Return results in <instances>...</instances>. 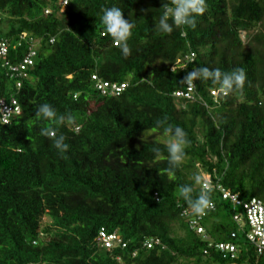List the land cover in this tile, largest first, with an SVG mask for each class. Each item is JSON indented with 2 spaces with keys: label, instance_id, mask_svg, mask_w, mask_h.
Instances as JSON below:
<instances>
[{
  "label": "trees",
  "instance_id": "1",
  "mask_svg": "<svg viewBox=\"0 0 264 264\" xmlns=\"http://www.w3.org/2000/svg\"><path fill=\"white\" fill-rule=\"evenodd\" d=\"M63 2L0 0L8 49L0 98L21 110L8 124L0 116V264H264L251 248L235 260L215 249L237 235L218 191L214 209L199 216L178 194L208 175L241 199L264 202V0H206L195 29L171 34L155 30L163 0ZM112 6L134 23L127 57L101 23V9ZM197 66L242 67L243 92L224 97L199 80L188 92L180 81ZM93 75L126 88L103 96ZM44 103L75 118L58 128L69 144L63 154L40 134L56 127L36 119ZM164 119L190 141L174 178L156 124ZM199 192L194 185L193 198ZM102 229L121 243L104 247Z\"/></svg>",
  "mask_w": 264,
  "mask_h": 264
},
{
  "label": "clouds",
  "instance_id": "2",
  "mask_svg": "<svg viewBox=\"0 0 264 264\" xmlns=\"http://www.w3.org/2000/svg\"><path fill=\"white\" fill-rule=\"evenodd\" d=\"M163 13L155 23L157 32L171 34L173 27L180 28L183 26L196 28V17L202 16L206 9V0H163ZM101 23L104 25L106 33L109 34L116 45L120 48L122 54L127 57L131 54L128 40L132 35L134 23L130 19H126L121 8L112 6L101 9ZM142 11H149L147 9ZM171 21V23L169 22ZM208 82L218 86L217 91L224 97L234 91L243 92L247 81V74L242 67H236L233 70L222 71L219 68L210 69L207 66L194 67L180 81L186 84L189 89L195 86L196 81ZM36 119H44L51 122L53 126H47L41 129L40 134L52 141L53 147L61 154L69 149V144L65 142L64 134H58L59 126L64 124L71 125L75 118L71 114H59L52 105L44 103L38 106L35 113ZM157 127H162L166 140L164 141L167 149V161L169 167L165 170L170 178H174V169L177 168L185 159V148L189 146L190 141L187 138V133L181 127H173L167 124L166 119L157 120ZM77 131L79 129H76ZM144 135V133H143ZM143 137V136H142ZM153 153L157 160L162 158L161 149L153 147ZM194 185L200 187L199 194L193 198L194 185L184 184L179 186L178 194L187 202L192 214L203 215L206 210L212 208L211 192L213 187L211 183L205 180L200 175H195L193 178Z\"/></svg>",
  "mask_w": 264,
  "mask_h": 264
},
{
  "label": "built area",
  "instance_id": "3",
  "mask_svg": "<svg viewBox=\"0 0 264 264\" xmlns=\"http://www.w3.org/2000/svg\"><path fill=\"white\" fill-rule=\"evenodd\" d=\"M68 0H64L63 5H66ZM7 47L0 43V55L4 56L7 53ZM26 64H32L31 59L24 61ZM25 65L22 66V69ZM17 70V69H16ZM92 81L96 83V89L101 95L117 96L126 88L125 84H113L103 82L97 75L92 76ZM191 89L188 88V92ZM177 95H185L189 97V93H177ZM217 95V93H213ZM20 107L17 102L13 100L12 104L0 98V116L3 124H8L12 116L20 114ZM204 179L209 181L212 185L211 177L208 175L204 176ZM213 189L218 191L223 201L229 202L233 208V222L240 228L246 235V244L251 248L257 255L264 257V202L257 198H251L249 200L241 199L237 194L227 192L219 185H212ZM214 206L208 210H213ZM191 227L197 231L198 234L204 233V229L197 225L196 221L191 222ZM236 235V234H234ZM237 237V235H236ZM98 240L106 248H111L115 242L121 243V240L115 234H107L103 229L99 231ZM125 245H123L124 247ZM215 249L222 255L223 259L235 260L238 258L240 253V244L234 242L231 243H217L214 245ZM148 248L152 247L151 242L147 244Z\"/></svg>",
  "mask_w": 264,
  "mask_h": 264
},
{
  "label": "rangeland",
  "instance_id": "4",
  "mask_svg": "<svg viewBox=\"0 0 264 264\" xmlns=\"http://www.w3.org/2000/svg\"><path fill=\"white\" fill-rule=\"evenodd\" d=\"M44 222L45 223H50V219L49 218H45L44 219ZM235 224V223H234ZM237 238L234 240L235 243H240V247L243 249V250H248L249 246L246 244V235L244 234V232L237 227ZM232 264H237V263H232ZM242 264H246V263H242Z\"/></svg>",
  "mask_w": 264,
  "mask_h": 264
},
{
  "label": "water",
  "instance_id": "5",
  "mask_svg": "<svg viewBox=\"0 0 264 264\" xmlns=\"http://www.w3.org/2000/svg\"><path fill=\"white\" fill-rule=\"evenodd\" d=\"M231 239H232V240H235V239H236V235H233V236L231 237Z\"/></svg>",
  "mask_w": 264,
  "mask_h": 264
}]
</instances>
